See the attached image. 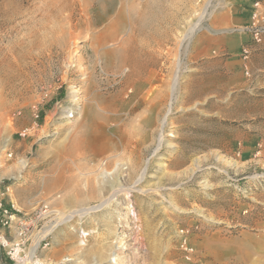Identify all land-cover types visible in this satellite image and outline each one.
<instances>
[{
    "label": "rangeland",
    "instance_id": "obj_1",
    "mask_svg": "<svg viewBox=\"0 0 264 264\" xmlns=\"http://www.w3.org/2000/svg\"><path fill=\"white\" fill-rule=\"evenodd\" d=\"M86 1L0 0V201L13 224L34 220L22 263L264 264V36L212 32L231 0H213L187 40L209 0ZM37 40L70 41L48 58ZM95 40H113L102 61ZM228 46L250 52L249 75ZM43 205L57 220L34 219ZM15 237L0 226V264Z\"/></svg>",
    "mask_w": 264,
    "mask_h": 264
},
{
    "label": "bare ground",
    "instance_id": "obj_2",
    "mask_svg": "<svg viewBox=\"0 0 264 264\" xmlns=\"http://www.w3.org/2000/svg\"><path fill=\"white\" fill-rule=\"evenodd\" d=\"M90 1H93V0H90ZM97 1H102V0H97ZM108 1H110V2H113L114 0H108ZM85 2H87L86 0H85ZM131 4V3H130ZM206 8H204L203 9V12H201L202 13V15H200V17L197 19V21L195 22V23H193L192 25H191V27L187 30V32L185 33V35H184V39H190V37H191V35H192V33H193V31L195 30L196 31V29H198V28H200L199 26H200V24H201V21H202V18L204 17L203 16V14H204V12L206 11L205 10ZM205 18V17H204ZM201 29V28H200ZM53 36V35H52ZM70 40H43V41H41V40H37V45H36V47L37 48H39L40 49V51L43 53V52H47L48 54H47V57L48 58H50L49 57V54L51 53V51H52V49L53 48H56V49H62L64 46H66V44H67V42H69ZM108 41H113V40H95L94 41V44L92 43V44H90V46H89V49H90V56H91V59H92V61L93 60H100V61H102L101 59L102 58H104V57H106V55H105V49H104V47L106 46V44L108 43ZM124 43V42H123ZM123 43H122V45H123ZM180 45V44H179ZM121 46V45H120ZM130 47V46H129ZM64 49V48H63ZM62 49V50H63ZM112 51V50H111ZM68 52V54L65 56V58L67 59V61H68V65H67V67L69 66V67H71V64H72V62H73V54H72V52H73V50L72 51H67ZM112 52H114V54L112 53V55L114 56V55H116V57H117V59H118V64H120V63H123V62H125V61H127V60H129V58H128V46H127V44H125L124 43V45L123 46H121L119 49H118V51H112ZM116 53V54H115ZM45 54V53H44ZM50 55H52V54H50ZM111 55V56H112ZM82 61V60H81ZM130 61L133 63V68H134V70H133V68H132V70L133 71H135V73H138L139 72V69H140V64H139V62H137V60L136 59H133V58H131L130 59ZM50 63V62H49ZM117 64V65H118ZM119 66V65H118ZM178 66H179V63H178ZM102 69H103V71H105V72H107L108 71V67H107V64H103L102 65ZM87 70H88V73L89 74H91V72H93L94 71V68H92L91 66H90V68H87ZM133 73V72H132ZM128 74V73H127ZM134 74V73H133ZM135 75V74H134ZM85 79V78H84ZM177 73H175V76H174V78H173V80H172V84H171V86H170V93H171V99H170V101H169V103H168V108H167V111H166V113H165V115L163 116V118L161 119V121H160V127H159V138H158V145H157V147H156V149H155V151L160 147V143H161V141H162V129H163V126H164V122H165V119H166V116H167V114H168V112L170 111V109H171V104H172V101H173V98H174V92H175V90H176V84H177ZM94 82V81H93ZM91 84H92V82H90ZM93 84H95V83H93ZM130 84V83H129ZM91 86V85H90ZM94 86H96V85H94ZM93 89V88H92ZM95 90V89H94ZM71 93L72 94H75L76 93V90H72L71 91ZM74 96V95H73ZM97 94L96 93H94V95H93V98H92V100L93 101H95L96 99H97ZM77 98V97H76ZM89 100V99H88ZM77 102V101H76ZM86 102V101H85ZM88 102V101H87ZM97 103H96V105L98 106L97 108H101V107H103V106H101V104L98 102V101H96ZM91 104H92V102H88V106L89 107H91ZM105 106H106V104H105ZM104 108V107H103ZM100 110H104V109H100ZM64 112H67V110H63ZM158 113H159V111H158ZM95 116H101L102 117V115L99 113V112H97L96 113V111H95V113H93ZM61 117H63V116H61ZM25 135V134H24ZM147 162H148V160L146 161V165H147ZM146 165L143 167V169H142V174H141V176L137 179V182L138 181H140L141 179H142V176H143V174H145L144 172H145V170H146ZM108 174V173H107ZM135 185V184H134ZM133 187V186H132ZM134 188H136V187H134ZM114 198V194H111V196L109 197V198H107L105 201H103L102 203H100V204H98V205H94V206H91V207H89V208H87V207H85L86 209H84V210H81V211H79V212H74V214L75 213H78V214H80L81 216H83V215H86V214H88V213H90V212H94V211H97V210H99V209H101V208H103L105 205H107V203L110 201V200H112ZM73 213L72 214H68V215H63L62 217H60L59 219H60V221L62 222V221H67L68 219H70L71 217H73V215H74ZM54 226L56 225V224H53ZM51 229V228H50ZM49 231L50 230H47L46 232H44L45 234H43L44 236L46 235V234H48L49 233ZM43 237V236H42ZM42 239V238H41ZM40 240V239H39ZM39 240H37L36 241V243L33 245V247L31 248V256H33V255H35V252H36V249L38 248V245H39ZM30 253V252H29ZM29 255V254H28ZM33 258V257H32ZM29 260V259H28ZM29 262V261H28Z\"/></svg>",
    "mask_w": 264,
    "mask_h": 264
},
{
    "label": "built area",
    "instance_id": "obj_3",
    "mask_svg": "<svg viewBox=\"0 0 264 264\" xmlns=\"http://www.w3.org/2000/svg\"><path fill=\"white\" fill-rule=\"evenodd\" d=\"M213 0H209L207 2V5L205 6V12L206 18L209 17L211 10H213L210 6ZM204 16V15H203ZM205 18V20H206ZM203 19V18H202ZM202 24V22H201ZM200 24V26H201ZM210 29V27H208ZM212 32L214 34H229V33H235V32H248L250 33L252 40L255 42H259L262 37L264 36V16L259 12H254L251 15V21L249 24L242 26V27H231V28H218V29H212ZM243 52L246 55H248V50L246 48L243 49ZM25 132H22L23 135ZM0 226L1 227H7L10 228L11 226L15 227V234L16 239L13 240L11 243V247L9 248V252L7 254L9 257L13 260V264H21L22 259L19 255V251L21 250L24 242L26 241L27 232L29 230V224L32 223L34 220H30L28 223L26 222H19L18 224H13V219L16 218L15 214L12 212H9V209L2 205L0 201ZM47 215L48 217H52V219L57 220L59 213L58 211H51L47 208V206L43 205L38 209V212L36 213V216L34 219L37 221V219ZM44 218V217H43ZM6 243V241L4 242ZM4 245V244H3ZM25 264V263H22ZM31 264H41L35 261H32Z\"/></svg>",
    "mask_w": 264,
    "mask_h": 264
},
{
    "label": "crops",
    "instance_id": "obj_4",
    "mask_svg": "<svg viewBox=\"0 0 264 264\" xmlns=\"http://www.w3.org/2000/svg\"><path fill=\"white\" fill-rule=\"evenodd\" d=\"M256 10L260 13L264 14V4H262L260 1L256 0H231L228 7L224 5L221 10L217 13V16L215 17L214 25L215 28H229V27H242L251 21V15L252 12ZM245 34L246 36H241L240 38L236 39V43L238 46V42L248 40L250 43H254L252 41L251 35L246 32H237ZM243 39V40H240ZM224 40V39H223ZM235 47V46H234ZM230 51L237 52L240 56V60L244 62V73L249 75V68L246 65V61L250 57V52L248 55L245 56L244 52L242 51V47L238 49L237 48H231L228 46L227 48ZM96 188H90L87 192L84 190H78L76 192V199H74L73 202L77 204V206H82V209L84 208L86 204H88L91 199L97 197L100 195L99 191H96ZM80 209V211L82 210ZM79 212V211H78ZM84 216V215H83Z\"/></svg>",
    "mask_w": 264,
    "mask_h": 264
}]
</instances>
